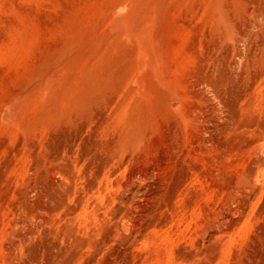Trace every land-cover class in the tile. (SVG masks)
I'll return each instance as SVG.
<instances>
[{"label":"rangeland","instance_id":"rangeland-1","mask_svg":"<svg viewBox=\"0 0 264 264\" xmlns=\"http://www.w3.org/2000/svg\"><path fill=\"white\" fill-rule=\"evenodd\" d=\"M0 264H264V0H0Z\"/></svg>","mask_w":264,"mask_h":264},{"label":"bare ground","instance_id":"bare-ground-1","mask_svg":"<svg viewBox=\"0 0 264 264\" xmlns=\"http://www.w3.org/2000/svg\"><path fill=\"white\" fill-rule=\"evenodd\" d=\"M259 179V178H258Z\"/></svg>","mask_w":264,"mask_h":264}]
</instances>
